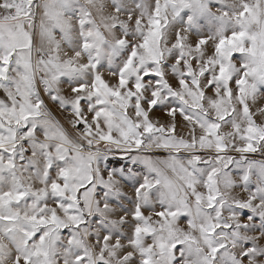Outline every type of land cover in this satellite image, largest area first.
I'll return each instance as SVG.
<instances>
[{
    "label": "snow or ice",
    "instance_id": "6c2138e0",
    "mask_svg": "<svg viewBox=\"0 0 264 264\" xmlns=\"http://www.w3.org/2000/svg\"><path fill=\"white\" fill-rule=\"evenodd\" d=\"M0 264H264V0H0Z\"/></svg>",
    "mask_w": 264,
    "mask_h": 264
}]
</instances>
